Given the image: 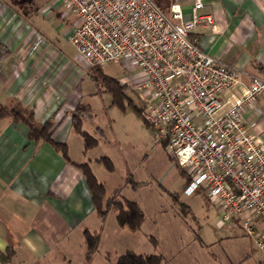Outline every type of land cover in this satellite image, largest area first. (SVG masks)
<instances>
[{
    "label": "crops",
    "instance_id": "1",
    "mask_svg": "<svg viewBox=\"0 0 264 264\" xmlns=\"http://www.w3.org/2000/svg\"><path fill=\"white\" fill-rule=\"evenodd\" d=\"M202 3L200 12L212 16L213 26H197L191 35L202 51L242 71L240 83L222 95L223 100L232 101L244 92L250 76L264 73V0ZM189 7V3L184 5L187 18ZM29 23L24 13L0 0V104L20 102L34 111L37 121L51 120L52 138L67 144L72 161L87 162L93 171L98 157L90 155L98 143L83 152L71 115L78 108L85 110L81 129L86 131L83 126L94 117L92 102L103 108V93L108 92L91 77V83L84 87L82 75L76 77V66L71 67L47 38L27 54L24 48L30 43V30L35 29ZM81 62L88 74L90 66ZM256 105L259 112L244 110L243 124L264 142V96L258 97ZM95 130L102 132L99 126ZM72 143L80 145L79 154L72 152ZM111 190L106 187L107 193ZM108 213L103 222L96 215L85 180L74 165L48 143L30 140L22 122L0 118V254H5L8 246L13 250L0 264H92L107 231ZM85 231L99 236L89 257L85 255Z\"/></svg>",
    "mask_w": 264,
    "mask_h": 264
},
{
    "label": "built area",
    "instance_id": "2",
    "mask_svg": "<svg viewBox=\"0 0 264 264\" xmlns=\"http://www.w3.org/2000/svg\"><path fill=\"white\" fill-rule=\"evenodd\" d=\"M78 22L68 40L88 66L121 64L144 78L131 85L153 138L188 178L187 195L200 190L218 211L221 227L240 225L264 254V142L243 124L244 110L259 112L264 73L250 76L232 101L225 91L242 71L200 49L191 31L213 26L202 0H173L171 21L152 0H58ZM189 3V18L184 5ZM31 53L42 41L31 29Z\"/></svg>",
    "mask_w": 264,
    "mask_h": 264
},
{
    "label": "rangeland",
    "instance_id": "3",
    "mask_svg": "<svg viewBox=\"0 0 264 264\" xmlns=\"http://www.w3.org/2000/svg\"><path fill=\"white\" fill-rule=\"evenodd\" d=\"M6 1L16 12L25 14L42 39L47 38L61 50L71 67L76 66V77L82 75L84 87L91 83L88 68L68 40L70 27L78 22L75 15L58 0ZM162 11L174 22L168 6ZM100 68L126 84L128 89L122 108L111 105L109 93H103L105 109L98 102L91 104L93 121L83 127L98 139V146L90 157L107 156L114 166V170L108 172L101 163L94 162L93 173L105 181L107 191L112 188L110 193L106 192V197L111 198L114 189L120 187L113 200L135 201L144 219L139 229L131 231L117 226L114 211L110 209L107 231L93 255L92 264H113L125 251L161 254L165 258L162 264H264V254L256 249L240 225L221 227L217 223V208L208 203L204 193H183L185 178L181 169L174 165L164 143L153 138L152 128L135 110L136 107L141 111L142 103L131 85L144 75L116 63H104ZM96 126L101 128V133L95 130ZM73 136L81 142L77 134ZM80 151V145L72 143V152L79 154ZM129 178L138 185L128 182ZM169 193L175 194L177 199ZM150 236L156 240L155 245Z\"/></svg>",
    "mask_w": 264,
    "mask_h": 264
},
{
    "label": "trees",
    "instance_id": "4",
    "mask_svg": "<svg viewBox=\"0 0 264 264\" xmlns=\"http://www.w3.org/2000/svg\"><path fill=\"white\" fill-rule=\"evenodd\" d=\"M152 1L155 2L161 9L163 7H169L170 3L173 2V0ZM190 37H192L191 33ZM1 47L2 46L0 44V49ZM88 74L96 85L103 86L104 90L109 93L111 96V105H116L119 108L123 107V99L126 97L125 92L128 89L126 84H121L116 78L103 73L100 66L90 67ZM129 103H131L130 100ZM80 109L78 108L71 115V125L73 130L82 138L83 152H86L87 150L94 148L97 145L98 140L93 135L81 129L82 117L86 114V112L84 109ZM135 110L139 115H141L140 108L135 107ZM4 117H10L15 122H22L27 127L28 138L30 140L48 143L66 162L74 165L80 171L91 194L95 213L102 222L104 221L108 211L112 209L115 213L116 223L120 227H126L131 231L139 229L144 219L143 211L139 205L135 201L128 200L126 198H123L121 201H114L113 199L120 190V187L114 189L111 198L106 197V187L104 183L95 176L89 164L87 162L72 161L69 157L67 144L52 138L51 132L53 122L51 120H47L43 123L37 121L34 111L31 108L22 105L20 102H15L12 105L0 104V118ZM95 161L101 163L108 172H112L114 170L113 163L107 156L98 157ZM174 165L179 168L175 162ZM179 171L185 178V187L188 183V178L181 170ZM127 181H130L134 186L138 185V183L134 182L131 178ZM196 192L203 194L200 190H197ZM169 195L174 200L177 199L175 194L169 193ZM84 238L86 243L85 255L86 257H89L90 254H92L97 248L99 236L98 234L91 235L88 231H85ZM149 239H151L153 245L156 244V240L154 238L150 236ZM12 254L13 250L10 246H8L5 254H0V262H4L9 259ZM162 262L163 257L160 254L125 251L118 256L113 264H162Z\"/></svg>",
    "mask_w": 264,
    "mask_h": 264
}]
</instances>
